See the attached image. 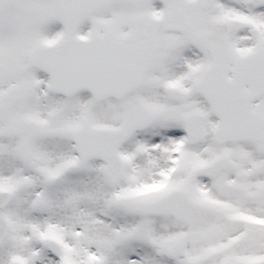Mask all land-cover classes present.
<instances>
[{"label":"rangeland","instance_id":"374dc122","mask_svg":"<svg viewBox=\"0 0 264 264\" xmlns=\"http://www.w3.org/2000/svg\"><path fill=\"white\" fill-rule=\"evenodd\" d=\"M55 1L0 0V59L11 62L8 75L0 80V93L6 89L11 92L1 121L7 124L16 113L26 115L32 122L24 149L28 153L27 188L30 196L28 204L15 206L11 211L16 225L14 235L38 232L34 238H29L31 250L38 245L36 241L43 240L40 238L43 236L41 231L47 232V237L51 234L64 235L75 244L74 250L66 251V257L75 258L78 264H82L85 258V245L89 249L94 248L91 250L97 252L99 257L102 255L104 264H157L160 260L154 255L159 251L147 243L149 233L167 241V247L173 248V252L188 241V256L201 255L213 243H197L201 241L199 228L186 225L171 215L142 212L149 211V208H142L145 202L183 186L181 178L174 179L173 184L161 193L129 201H124L122 196L117 200V190L122 189L120 180L108 179V184L104 181L101 167L104 166L105 170V165L102 161H80V165L74 169L62 171L64 174L60 178H53L64 160L69 157L77 160L73 138L81 127L87 123L116 124L120 114L136 98V94H133L121 102L113 98L99 101L88 92L68 98L51 90L47 74L30 64L29 53L39 43L53 42L62 36V24L49 16V8ZM201 1L104 0L103 6L84 20L79 32L85 36L95 31H114L124 35L132 29L138 16L159 15L165 9L178 6L187 11L195 26L225 17H244L246 21L264 27V10L256 9L259 0H215L209 9L202 8ZM180 24L187 40L193 43L195 34L185 31L184 19ZM173 34H177V37ZM173 34L169 35L170 40L176 38L181 43L185 38L180 32ZM257 34L261 38L264 32ZM164 50L161 45L157 54H163ZM152 86L153 81L149 80L148 87ZM122 102L123 108L120 109ZM104 110L106 112L103 113ZM14 156L17 154L14 153ZM19 159L22 161L21 157ZM4 166L7 168V164ZM61 203L65 208L71 205L66 209L74 216L60 214L57 207ZM75 216L76 220L73 218ZM23 239L7 244L4 247L6 256L12 252L15 243H23ZM166 251L158 255L163 262L169 257ZM232 260L225 263V258L218 255L205 264H233ZM189 262L193 264L191 259Z\"/></svg>","mask_w":264,"mask_h":264},{"label":"water","instance_id":"95a60500","mask_svg":"<svg viewBox=\"0 0 264 264\" xmlns=\"http://www.w3.org/2000/svg\"><path fill=\"white\" fill-rule=\"evenodd\" d=\"M96 0H66L57 5V13L69 28L64 41L36 51L33 61L51 72L56 90L72 93L83 88L96 95H121L133 87L152 52V29L148 21L136 41L96 34L79 39L74 31L81 16L95 7ZM87 135L78 138L79 148L88 146Z\"/></svg>","mask_w":264,"mask_h":264},{"label":"flooded vegetation","instance_id":"af4514ba","mask_svg":"<svg viewBox=\"0 0 264 264\" xmlns=\"http://www.w3.org/2000/svg\"><path fill=\"white\" fill-rule=\"evenodd\" d=\"M259 170L264 171V168L263 169L254 168L253 172H251L250 175L257 173ZM255 197H256L258 204L263 206L264 205V193H257ZM253 207L257 208L258 212H260L261 214L262 209L260 207H257L256 204H254ZM262 213H264V211ZM249 234L251 235L252 239H256V241L254 242L255 246L260 247V245L264 243V230L253 227L249 230Z\"/></svg>","mask_w":264,"mask_h":264}]
</instances>
